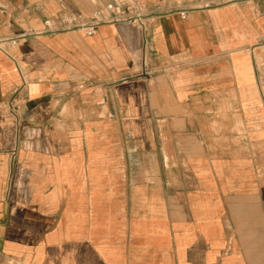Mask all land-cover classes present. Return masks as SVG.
<instances>
[{"label":"crops","instance_id":"0c3cea01","mask_svg":"<svg viewBox=\"0 0 264 264\" xmlns=\"http://www.w3.org/2000/svg\"><path fill=\"white\" fill-rule=\"evenodd\" d=\"M131 1L0 0V257L264 264V0Z\"/></svg>","mask_w":264,"mask_h":264},{"label":"built area","instance_id":"2783aa9c","mask_svg":"<svg viewBox=\"0 0 264 264\" xmlns=\"http://www.w3.org/2000/svg\"><path fill=\"white\" fill-rule=\"evenodd\" d=\"M230 0H203V6H213L226 3ZM170 7H167L165 11H169ZM189 8L181 9L180 14L182 17L187 15ZM159 13H152L148 11L147 5L135 0L131 2H110L107 3L104 8H97L93 15L86 19L81 15H60L55 19H47L44 23L43 29L36 31V33L45 32H57L62 28L66 29H82L88 35H93L97 32L99 25L103 23H114L122 21H130L136 24H146L154 20L155 16ZM21 37H12L6 40H1L0 45L9 41L11 46H17ZM5 51L8 52L7 47H3ZM16 108V104L13 103H0L1 110H8L13 112Z\"/></svg>","mask_w":264,"mask_h":264},{"label":"rangeland","instance_id":"374dc122","mask_svg":"<svg viewBox=\"0 0 264 264\" xmlns=\"http://www.w3.org/2000/svg\"><path fill=\"white\" fill-rule=\"evenodd\" d=\"M0 264H25L23 261L11 258V257H0Z\"/></svg>","mask_w":264,"mask_h":264}]
</instances>
